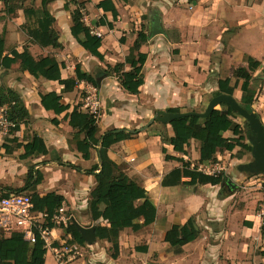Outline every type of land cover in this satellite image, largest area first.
Masks as SVG:
<instances>
[{
  "label": "crops",
  "instance_id": "crops-1",
  "mask_svg": "<svg viewBox=\"0 0 264 264\" xmlns=\"http://www.w3.org/2000/svg\"><path fill=\"white\" fill-rule=\"evenodd\" d=\"M60 1V5L47 7V10L55 19L52 27L61 48H39L31 43L22 30L25 23L22 10L8 15L5 9H0V35L4 39L5 55L11 57L12 51L21 53L26 48L35 59L55 58L62 65V80L75 81V68L78 67L82 74L100 80L99 85L96 82L94 87L75 81L65 89L58 82L34 79L20 71V62H17L9 70L1 68L5 73H0V87L14 91L28 112L30 139L22 137L19 142L26 144L35 135L47 150L46 155L26 160H36L31 167L43 173L44 188L64 198L63 212L70 210V218L80 226L104 225L101 220L92 222L87 211L95 186L93 176L87 171L98 164L99 159L96 154L94 161L92 151L89 161L81 158L72 142L76 132L65 120L77 105L86 111V97H93L98 104L100 135L113 130H140L160 111L178 109L186 113L206 107L218 90V81L230 78L234 85L232 71L246 66L243 58L249 56L260 63L251 82V88L253 82L259 84L258 101L252 109L264 127V0H111L115 17L110 9L97 7L105 0H85L80 9L82 22L90 34L94 31L102 35L99 48L102 62L86 52L71 35V14L76 7L64 9L69 1ZM155 15L164 35L150 36L151 20ZM139 32L148 36V40L140 47V53L146 55L142 70L144 83L139 94L134 96L120 86L114 73L105 71L124 63ZM124 71L130 68L125 66ZM3 77L9 81L7 86ZM47 93H56L60 104L69 109L59 115L46 111L41 106L40 95ZM54 119L59 122L57 126L52 124ZM229 134L232 135L227 132L224 137L229 138ZM172 137L169 124L155 121L131 140L119 142L108 151L109 158L121 172L147 191L156 209L154 223L137 232L122 231L116 259L111 258L107 242L96 239L92 245L70 244L71 237L64 230L52 229L48 243L57 246L47 250L45 264H59L57 253H60L61 264H264V236L261 234L264 217L259 218L255 212L256 204L264 198L262 175L250 176L237 170L236 179L242 187L240 190L236 186L229 187V193L223 192L228 186L226 178L218 186L163 188V178L181 166L175 160H165V156L189 161L187 154L173 151L169 144ZM250 142L254 139H246V143ZM193 144L197 152L192 162H197L199 144L190 141V146ZM17 151H20L18 157L24 153L22 148ZM244 158L246 162L238 163L237 167L250 163L247 155ZM47 181L53 182L52 185ZM188 187L193 188L191 192L187 191ZM173 191L179 195H173ZM175 202L180 203L181 209ZM189 220L199 236L176 255L164 243L165 233L173 225L183 226ZM136 223L143 225V220ZM143 248L146 250H140Z\"/></svg>",
  "mask_w": 264,
  "mask_h": 264
},
{
  "label": "trees",
  "instance_id": "trees-1",
  "mask_svg": "<svg viewBox=\"0 0 264 264\" xmlns=\"http://www.w3.org/2000/svg\"><path fill=\"white\" fill-rule=\"evenodd\" d=\"M16 1L18 0H2L4 12L11 15L16 10H22L25 19L22 30L30 42L39 48H61L58 43V35L52 27L55 19L47 10L48 0H41L40 9L25 7L24 0H19V5H16ZM75 7L76 9L71 14V35L86 52L102 62L103 56L99 52L101 40L92 36L89 29L84 26L80 11L83 5L75 4ZM97 7L110 9L113 16H116L111 0L102 1ZM64 9H68L66 4ZM147 40L148 36L139 32L124 63L113 68L108 67L105 71L106 73H114L120 86L130 95H138L139 89L144 83L142 70L146 62V55L140 53V47ZM122 42L123 38L120 39V43ZM10 55L11 57L5 55L4 39L0 35V68L9 70L13 64L20 62V71L28 73L36 80L58 82L65 86V89L74 84L75 81L86 82L96 87L95 79L82 74L78 67L75 68V81L62 80V65L60 66L53 57L35 59L26 48L21 53L12 51ZM243 61L246 66L238 67L232 71L231 77L235 80L234 85H231L230 78L220 79L218 90L212 94L211 99L219 95L234 97L233 93L237 84L241 82L239 88L241 104H238L248 113H254L252 106L256 96L251 88V82L253 74L260 68V63L249 56H244ZM125 66H128L130 71L125 72ZM40 100L41 106L46 111H52L56 115L69 109V107L60 104V97L56 93L40 95ZM4 106L7 108L6 121L13 125L11 132L15 134L20 131L22 125H27L28 112L14 91L0 87V108ZM219 107L222 109L219 110ZM191 112L196 113L195 111ZM167 113L177 114L180 113V110L169 109ZM235 115L238 114L233 113L228 106L220 105L206 119L186 117L173 120L168 123L173 132L169 144L175 153L186 156V148L190 146V141H196L199 144L197 167L212 163L218 153H232L236 148H239L238 152L243 151L242 154L247 152L252 155L254 142H250V145L246 143L241 126L233 120ZM256 117L259 120L257 115ZM65 120H68L69 126L76 132L72 142L81 154V158L84 161H89L91 151H95L99 158V163L87 171V174L93 176L95 181V186L90 193L87 211L92 222L101 220L104 223V225L94 226V234L97 241L109 244L111 258L116 259L120 233L125 229L137 232L141 228L153 224L156 218V209L150 202L147 191L122 173L108 156V151L112 146L119 142L131 140L139 131L113 130L100 135L97 118L89 112L81 110V105L74 107L72 112L65 116ZM52 124L57 126L59 122L54 119ZM245 126L249 129L247 121H245ZM227 132L232 134L231 138L224 137ZM252 135L254 138L253 133ZM9 142L14 146L2 145L6 156H11L21 148L24 153L19 156L20 160L47 154L43 141L35 135L26 144L20 143L17 137L9 139ZM162 153L166 154L164 149H162ZM242 157L240 155L236 160ZM165 160H175L181 166L173 169L163 178L161 182L163 188L196 185L218 186L225 178L223 173L210 176L198 172L197 167L191 169L190 164L185 162L183 158L176 159L165 156ZM238 170L250 176L263 175L257 172L252 159L250 163L239 165ZM183 179L189 181L184 182ZM41 181L42 174L30 167L26 174L24 186L17 190L0 189V201L12 195H27L24 192L31 191L32 194L28 196H30L33 204V212L44 216L42 219L43 226L49 230L60 228L71 237L70 244L84 245L85 242L72 224L70 216L65 225L63 223L57 225L52 222V219L58 214V210L63 208L65 200L61 195L55 193H48L44 196L37 194L35 190ZM261 190L264 193V181L261 184ZM138 220H143V225L136 223ZM261 234L264 236V226L261 228ZM198 236L199 232L195 229L193 222L189 220L183 226L173 225L165 233L164 243L168 244L177 255L182 253L183 246L193 242ZM140 250L145 251L146 249ZM46 254L45 242L37 231H35V243L33 244L24 240L20 232L6 234L0 231V264H45Z\"/></svg>",
  "mask_w": 264,
  "mask_h": 264
},
{
  "label": "rangeland",
  "instance_id": "rangeland-1",
  "mask_svg": "<svg viewBox=\"0 0 264 264\" xmlns=\"http://www.w3.org/2000/svg\"><path fill=\"white\" fill-rule=\"evenodd\" d=\"M1 1V0H0ZM24 6L25 7H32L35 9H40L41 8V0H24ZM69 3L66 4L68 7V9L73 8V6L75 7L74 1L76 2L77 5H83L85 4V0H68ZM20 1H16V5H19ZM60 3H62L60 0H56L51 2L49 5H47V7H56L58 5H60ZM0 9H4L2 3H0ZM50 9V8H49ZM6 18L11 19L10 16L6 15ZM12 19H14L12 17ZM0 73H5L3 72V70L0 68ZM19 80L21 79L20 77L18 78ZM3 83L5 86H7V82L5 80V77H3ZM233 82L235 83V81L233 80ZM240 84L241 82H239L237 84V87L233 93L234 98L238 101L239 104H241V92H240ZM252 89L255 92V96L258 93V89H259V84L258 82H253L252 84ZM86 94L83 95V97H85ZM258 97H255L253 104H255L258 101ZM205 108L200 109V111H195L196 113H203L205 111ZM6 107H1L0 108V189L3 188H10V189H21L24 186V183L26 181V174H27V170L31 167L34 166L32 163H36V160L34 159H29V160H20L18 157V153L20 151H15L11 156H6L4 155V150L2 149V145L3 144H8L10 146H14V144L9 142V139H12L13 137H17L18 139H21L23 137L24 140H29L30 139V132H31V127H21L20 132H17L15 134H13L12 128L13 126H11L9 124V122L6 121ZM219 110L222 109L221 107L218 108ZM97 119L99 118V114H100V110H98L97 112ZM234 122L239 124L242 128L243 134L245 139H251L253 138V135L250 131V129H248L245 126V120L242 119L239 115H235L234 116ZM12 133V134H11ZM232 135L229 134V138H231ZM254 139V138H253ZM93 152V157H94V161H96V152ZM197 152V147L196 145L193 144L192 146H189L188 151L186 152L187 154V158L189 159V161H187L189 164H193L195 167H197V163L196 162H192L193 161V155L194 153ZM243 151L238 152V150L233 151L232 153H227L225 154L224 152H221V154L215 158V160L212 163L207 164L206 166H208L210 168L211 171H214V175H218L220 173H223V175L225 176L226 179H228L231 184L235 185L237 187L238 190H240V188L242 187V185H240V182L237 181L236 179V173L238 170V163H245L246 162V158H244V155H247V158L250 160L252 158V155L244 152L242 154ZM243 156L241 159H239L238 161L236 160V158H238L239 156ZM37 169V168H35ZM42 173V172H41ZM43 175V173H42ZM264 181V175L261 176ZM224 178V179H225ZM44 176H42V181L40 183L39 187H36V193L39 195H43L44 193H48L49 192V188H44ZM49 183V185H52L53 182L51 181H47ZM43 183V184H42ZM50 187V186H49ZM48 189V190H47ZM193 188L188 187L187 191L191 192ZM168 192V191H166ZM165 192V193H166ZM171 192V191H170ZM225 193H229V186H226L224 188ZM24 193H26L27 195H31L32 192L31 191H25ZM173 195L177 196L179 195V193L177 191H173ZM175 198V197H172ZM178 203V202H175ZM179 209H181L180 203L177 204ZM263 210V211H262ZM255 212L256 215L258 216L259 214H261L263 212V217H264V198L262 201L258 202L255 206ZM71 214L70 210L64 211L62 213V217L63 218H67L69 217V215ZM65 216V217H64ZM262 217V218H263ZM65 220V219H64ZM67 223V220L65 221ZM211 235V232H210ZM213 240V238L211 237V241ZM212 244V242H211ZM53 244H50V247H52ZM57 244H54L53 247H56ZM110 252V251H109ZM79 257V256H78Z\"/></svg>",
  "mask_w": 264,
  "mask_h": 264
},
{
  "label": "built area",
  "instance_id": "built-area-1",
  "mask_svg": "<svg viewBox=\"0 0 264 264\" xmlns=\"http://www.w3.org/2000/svg\"><path fill=\"white\" fill-rule=\"evenodd\" d=\"M91 35L101 39L100 33L91 32ZM96 100L89 96L85 99L84 108L91 115L96 117L97 111ZM97 118V117H96ZM13 126L11 123H9ZM195 166H190L193 169ZM197 171L205 175L213 176L215 173L211 171L208 166H198ZM263 211V210H262ZM63 209L58 210V214L52 219V222L59 225L65 222L62 217ZM259 218L263 217V212L258 215ZM44 216L33 212V204L30 196L28 195H12L0 201V231L9 234L11 232L22 233L24 240L33 244L35 243V231L38 232L41 239L45 242L46 249H50L48 237L50 230L43 226ZM57 263L61 264L60 253H57Z\"/></svg>",
  "mask_w": 264,
  "mask_h": 264
},
{
  "label": "water",
  "instance_id": "water-1",
  "mask_svg": "<svg viewBox=\"0 0 264 264\" xmlns=\"http://www.w3.org/2000/svg\"><path fill=\"white\" fill-rule=\"evenodd\" d=\"M53 1L56 0H48L47 4ZM151 25L152 26L150 36L164 35L161 29L160 20L157 15H155L154 18L151 20ZM96 82L99 85L100 80H96ZM220 105L228 106L233 113L238 114L242 119L247 121L250 131L254 134V146L252 152L253 163L257 172L264 175V127L260 120L257 119L256 115L254 113H248L246 110L240 107L234 97L219 95L212 98L208 102L203 113L186 112L172 114L160 111L156 115H154V117L150 119L142 129L138 131H144L145 129L150 127L155 121H158L162 124H168L173 120L186 117H198L200 119H206L212 113V111ZM127 131L132 132L130 130ZM225 183L232 189L235 188V185L231 184L228 179H225ZM71 221L86 244L92 245L95 243L96 237L94 234V228H84L80 226L74 219H71Z\"/></svg>",
  "mask_w": 264,
  "mask_h": 264
}]
</instances>
